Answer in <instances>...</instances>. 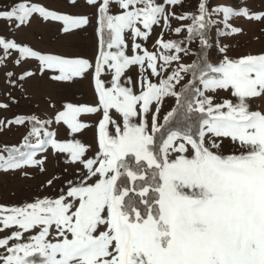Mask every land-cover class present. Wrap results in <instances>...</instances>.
<instances>
[{"label":"snow or ice","instance_id":"6c2138e0","mask_svg":"<svg viewBox=\"0 0 264 264\" xmlns=\"http://www.w3.org/2000/svg\"><path fill=\"white\" fill-rule=\"evenodd\" d=\"M67 2L78 5V0ZM181 3L84 0L95 9L93 61L42 55L0 37V66L14 51L19 54L16 64L35 59L41 74L52 73L53 82L88 80L94 104H65L54 116L70 135L90 127L78 119L82 114L99 117L97 150L91 157L79 141L52 138L55 133L45 130L52 121L21 116L0 120V130L32 124L20 147L2 149L7 158L0 155V172L26 167L44 171V160L35 157L46 146L82 166L56 198L0 205V233L16 229L0 237V264H264V112L251 110L254 100H264V54L232 59L221 48L225 55L215 66L199 56L196 62L182 63L194 39L201 53L206 49L211 21L205 0L190 25L174 30L187 33L185 46L164 41L162 35L155 41L156 51L136 42L146 41L161 22L168 28L170 17L189 19L170 10ZM218 11L225 20L233 15L261 18L247 9ZM34 15L57 22V33L65 39L90 24L88 15L58 13L35 3L0 11V19L14 21L18 29ZM126 34L132 55L126 52ZM134 66L136 80L125 75ZM5 75L14 86L13 73ZM33 75L26 71L17 79ZM217 90L229 92L231 99L214 103L207 93ZM167 99L174 104L161 122ZM8 107L0 102V109ZM226 140L239 154L223 153ZM37 229L25 241V234Z\"/></svg>","mask_w":264,"mask_h":264},{"label":"rangeland","instance_id":"374dc122","mask_svg":"<svg viewBox=\"0 0 264 264\" xmlns=\"http://www.w3.org/2000/svg\"><path fill=\"white\" fill-rule=\"evenodd\" d=\"M200 2L201 0H182L180 5L170 10L175 12L176 17L187 14L189 19L181 21L170 17L168 28H164L161 22V25L153 26L146 41L138 38L136 42L150 52L156 51L158 49L155 41L162 35L164 41H173L180 43L182 47L185 46L187 33L182 30L180 34H175L174 30L178 27L184 29L192 23L191 16L198 14L197 8ZM18 3H35L58 13L88 15L90 24L82 32L65 39L57 33V29L60 27L57 22L42 21L35 15L28 25L21 26L19 29L15 27L14 21L0 19V37L12 40L21 47H29L42 55L51 54L94 60L96 56L95 9L85 6L84 0H78L77 6L70 5L67 0H0V11H7ZM206 6L207 19L211 21L205 51V58L208 62L215 66L223 59L225 52H221V48H224L226 55L232 59L264 54V0H206ZM165 7L168 8L167 5ZM220 8H229L233 12L247 9L250 16H260L261 18L257 20L233 15L225 20L223 13L218 11ZM113 12H116L115 8ZM232 29H239V31L233 33ZM126 39L128 44L126 52L128 55H132L130 34H126ZM198 44V38L187 44L189 54L182 56V63H192ZM0 56H3L2 51H0ZM18 57L17 52H11L5 65L0 66V102L9 105L7 109H0V120H11L16 116H21L26 119L36 117L40 121H52L45 125V130L55 133L52 138L58 142L79 141L88 147L87 156H93L97 150L95 125L99 118L98 115L82 114L78 119L89 124L90 127L71 135L65 125L57 124L54 121V116L63 109L65 104H94L95 97L89 87L88 80L70 83L53 82L49 79L51 72L40 73L37 60L26 58L20 64H16L14 61ZM171 67L175 68L176 65L173 64ZM26 71H31L34 75L24 81H19L17 77ZM8 72L13 73L11 80L15 82L14 86L7 82L5 74ZM125 75L136 80L138 69L134 66ZM153 79L155 82V78ZM207 95L214 97V103L231 99L230 93L223 90L208 92ZM173 104L172 99H167L164 102L160 113L161 122ZM251 110L264 112V100H254L251 103ZM31 127L32 124L26 123L0 130V155L7 158V152L2 151L5 147H20L24 136L28 134ZM30 142L34 143L35 140ZM222 151L225 155L239 154L237 147L227 140ZM35 159L44 160V171H40L39 167H26L7 173L0 172V205L21 206L25 202H32L37 197L56 198L60 190L65 187V182L75 179L78 169L82 168L79 164L69 163V154L54 153L49 146H46L43 152L38 153ZM48 180L53 181L52 185L46 184ZM15 230V228L6 230L0 233V237L9 235L11 231ZM37 231L38 229L25 234V241L29 235L36 234Z\"/></svg>","mask_w":264,"mask_h":264},{"label":"trees","instance_id":"16d2710c","mask_svg":"<svg viewBox=\"0 0 264 264\" xmlns=\"http://www.w3.org/2000/svg\"><path fill=\"white\" fill-rule=\"evenodd\" d=\"M205 2H206V0H205ZM208 28H209V25H208ZM208 28H207V30H206V39H207V37H208ZM205 51H206V49L204 50V52L201 53V51H200V45L198 44V47L196 48L195 56H194V59H193L192 63L197 61V57H198V56H199L202 60H206V58H205Z\"/></svg>","mask_w":264,"mask_h":264}]
</instances>
